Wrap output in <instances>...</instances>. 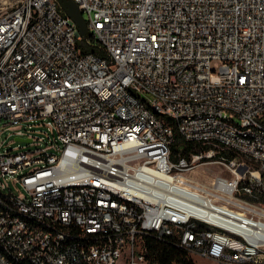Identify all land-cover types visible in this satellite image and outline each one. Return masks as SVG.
<instances>
[{"label":"built area","instance_id":"built-area-1","mask_svg":"<svg viewBox=\"0 0 264 264\" xmlns=\"http://www.w3.org/2000/svg\"><path fill=\"white\" fill-rule=\"evenodd\" d=\"M72 1L0 0V264H264V0Z\"/></svg>","mask_w":264,"mask_h":264},{"label":"trees","instance_id":"trees-1","mask_svg":"<svg viewBox=\"0 0 264 264\" xmlns=\"http://www.w3.org/2000/svg\"><path fill=\"white\" fill-rule=\"evenodd\" d=\"M96 52L104 55L103 52L93 49L84 48V52ZM176 142L172 146V158L178 159L180 156L190 157L192 153H199L204 150V146L191 142H186L177 129L174 130ZM143 257L149 264H196L190 253L175 243L167 239L159 241L152 235L145 236L143 242Z\"/></svg>","mask_w":264,"mask_h":264},{"label":"rangeland","instance_id":"rangeland-1","mask_svg":"<svg viewBox=\"0 0 264 264\" xmlns=\"http://www.w3.org/2000/svg\"><path fill=\"white\" fill-rule=\"evenodd\" d=\"M5 137V135L3 136ZM220 169L216 165H201L194 169L191 172H187L186 175L192 179H197L198 181L202 183L209 184L212 179L219 174ZM137 264H149L145 261L143 254L141 253L140 249H137ZM193 260L196 262V264H222L219 261L215 259H208V258H202L199 257L193 253H190Z\"/></svg>","mask_w":264,"mask_h":264},{"label":"water","instance_id":"water-1","mask_svg":"<svg viewBox=\"0 0 264 264\" xmlns=\"http://www.w3.org/2000/svg\"><path fill=\"white\" fill-rule=\"evenodd\" d=\"M62 8L68 16L76 23L81 36H86L88 29L82 11L79 6L72 0H60Z\"/></svg>","mask_w":264,"mask_h":264}]
</instances>
